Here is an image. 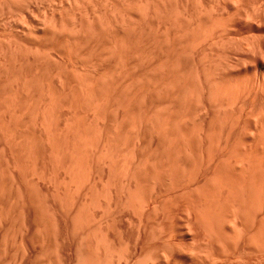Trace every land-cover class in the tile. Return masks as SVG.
Returning <instances> with one entry per match:
<instances>
[{
    "label": "bare ground",
    "instance_id": "6f19581e",
    "mask_svg": "<svg viewBox=\"0 0 264 264\" xmlns=\"http://www.w3.org/2000/svg\"><path fill=\"white\" fill-rule=\"evenodd\" d=\"M41 1L0 38V264H264V1Z\"/></svg>",
    "mask_w": 264,
    "mask_h": 264
},
{
    "label": "rangeland",
    "instance_id": "374dc122",
    "mask_svg": "<svg viewBox=\"0 0 264 264\" xmlns=\"http://www.w3.org/2000/svg\"><path fill=\"white\" fill-rule=\"evenodd\" d=\"M16 1H20V2H22V0H16ZM16 1H14V2H16ZM29 1V2H28ZM26 3H27V6H32V7H30L29 9H31L30 11H32V15H31V17H30V20L29 19H25L24 17H22V15L19 13V11H18V8L16 7V6H12V8H10L9 9V12H7V13H9V14H7V15H5V14H0V19H1V21H0V38L1 37H3V35L5 36V34H16L17 32H18V30L19 29H17L16 27H13V25L14 26H16L15 25V23L16 22H18V25L19 26H21V27H24V28H26V26H27V28L29 29V28H33V27H35V23H37V18H38V15L40 14L41 15V13H43L44 14V10H43V6L41 5V0H37V2H36V0H28ZM41 1V2H40ZM210 1L211 0H208V1H206V3H208L209 2V4H207L206 6H212L213 5V3H210ZM256 4H260V2H261V4H262V2L264 1V0H253ZM19 2V3H20ZM31 2V3H30ZM212 2V1H211ZM26 3H25V5H26ZM34 3H35V5H34ZM60 3V4H59ZM63 3V4H62ZM31 4V5H30ZM39 4H40V6H39ZM60 5V8H63V7H65V2H64V0H62V1H60L59 2V0L55 3V5H56V7H59L58 5ZM37 5V6H36ZM263 5V4H262ZM261 6V5H260ZM259 6V7H260ZM37 7H39V8H37ZM17 9V11H15L16 9ZM262 8H263V6H262ZM261 7H260V9H261V11H260V13H262V10H264V9H262ZM38 11H37V10ZM34 10V11H33ZM41 10V11H40ZM15 13V14H14ZM38 13V14H37ZM14 15V16H13ZM4 18H3V17ZM19 16V17H18ZM6 18L8 19L7 21H6ZM3 19V20H2ZM11 19H12V21H11ZM14 19H15V21H14ZM34 19V20H33ZM39 19V18H38ZM6 22H5V21ZM36 20V21H35ZM2 21H3V23H2ZM26 21V22H25ZM29 21V22H28ZM35 21V22H34ZM258 21V20H257ZM9 22V23H8ZM11 22V23H10ZM14 24H13V23ZM8 23V24H7ZM22 23V24H21ZM252 23V24H251ZM250 24H251V26L252 27H256V24L255 25H253V22H251ZM21 24V25H20ZM10 25V26H9ZM23 25V26H22ZM31 25V26H30ZM8 28H7V27ZM3 27V28H2ZM246 27V26H245ZM14 28V29H13ZM20 28V27H19ZM3 29V30H2ZM16 29V30H15ZM7 30V31H6ZM17 31V32H16ZM20 31V30H19ZM14 32V33H13ZM4 33V34H3ZM3 34V35H2ZM264 36V35H263ZM1 40V39H0ZM264 41V40H263ZM58 56V55H57Z\"/></svg>",
    "mask_w": 264,
    "mask_h": 264
}]
</instances>
